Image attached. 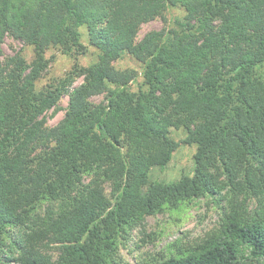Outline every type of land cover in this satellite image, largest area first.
Wrapping results in <instances>:
<instances>
[{
	"label": "trees",
	"instance_id": "obj_1",
	"mask_svg": "<svg viewBox=\"0 0 264 264\" xmlns=\"http://www.w3.org/2000/svg\"><path fill=\"white\" fill-rule=\"evenodd\" d=\"M173 6L185 11L173 26L137 41ZM8 34L35 58L0 69V264H120L129 228L207 194L225 201L220 229L190 247L173 241L156 264H264V0H0V53ZM85 35L97 60L38 88L46 51L84 54ZM126 54L143 62L142 82L115 65ZM175 128L196 146L193 170L152 180L180 145Z\"/></svg>",
	"mask_w": 264,
	"mask_h": 264
},
{
	"label": "rangeland",
	"instance_id": "obj_2",
	"mask_svg": "<svg viewBox=\"0 0 264 264\" xmlns=\"http://www.w3.org/2000/svg\"><path fill=\"white\" fill-rule=\"evenodd\" d=\"M185 13L181 6L169 7L162 15L155 17L139 26L137 41L153 30H167L174 25V21ZM86 33V29H82ZM83 42L87 45V52L77 56L63 53L58 48H49L46 51V58L49 63L42 72V76L37 80V87H45L67 75L74 69L75 65L88 66L97 60V48L91 45L84 36ZM22 55L27 62L35 58V47L26 44L23 40L17 39L11 34L6 35L1 45L0 69L7 67V61L17 55ZM119 68H133L138 71L137 81L142 82L143 62L137 60L131 54H126L122 59L115 61ZM133 81V88L137 89L138 83ZM83 82V77H75L71 89ZM103 94L93 97L98 102L103 99ZM69 102V95L65 93L60 101L46 112L47 127H55L64 117ZM186 136L185 129H173L172 137L181 141L179 147L173 153V157L167 167H154L151 170L152 180L174 181L184 173L193 170V155L196 146L185 144L182 139ZM50 143V146H53ZM39 149L38 151H43ZM91 177H86V182ZM105 196L112 199V186L110 182L104 183ZM224 196L227 193L224 192ZM42 210L55 206L52 203L41 204ZM225 201L221 195H205L194 198L180 205L176 209L166 208L163 212L148 215L144 221L133 228H129L126 234L120 238L115 259L120 264H156L175 254L176 250L172 246L173 241L180 240L183 247H190L213 232L220 229ZM47 252L56 259L60 254L59 245L52 243L47 247ZM7 262L6 264H8ZM10 264H16L12 262Z\"/></svg>",
	"mask_w": 264,
	"mask_h": 264
}]
</instances>
